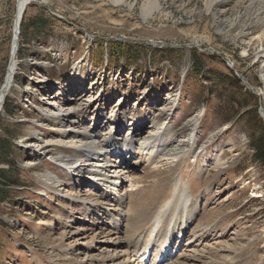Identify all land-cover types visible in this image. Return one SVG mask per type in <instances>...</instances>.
Here are the masks:
<instances>
[{
    "label": "rangeland",
    "instance_id": "374dc122",
    "mask_svg": "<svg viewBox=\"0 0 264 264\" xmlns=\"http://www.w3.org/2000/svg\"><path fill=\"white\" fill-rule=\"evenodd\" d=\"M144 1L33 0L24 11L18 68L0 114V140L13 163L12 170L0 169L19 182L1 186L0 264H156L157 246L143 244L153 241L166 216L177 221L174 236L183 227L172 238V258L162 264H264V165L252 144L264 133V62L253 46L260 25L249 13L257 6L221 0L215 20L206 0H160L157 14L145 19ZM16 5L0 0V88ZM196 59L204 62L201 73L192 70ZM222 63L229 77L220 83L212 72ZM46 78L43 89L38 84ZM71 82L99 92L101 106L91 112L101 109L110 119L120 104L125 117L135 113L123 122L126 136L130 119L143 120L145 133L155 117L165 128L154 143L164 147L160 163L140 151L126 155L117 163L127 179L114 193L35 151L61 123L47 119L45 104L70 97L65 85ZM48 91L62 95L45 100ZM167 98L175 105L169 115L160 109ZM58 149L64 150L52 147L51 154ZM77 159L73 168L83 164ZM175 188L188 198L182 212L165 206ZM151 205L165 210L160 223L127 222ZM180 214L188 222L185 235Z\"/></svg>",
    "mask_w": 264,
    "mask_h": 264
},
{
    "label": "bare ground",
    "instance_id": "6f19581e",
    "mask_svg": "<svg viewBox=\"0 0 264 264\" xmlns=\"http://www.w3.org/2000/svg\"><path fill=\"white\" fill-rule=\"evenodd\" d=\"M108 1L110 3L116 5H126L128 0H103ZM134 3L140 0H133ZM159 1L160 0H145L142 6V16L143 18H151L157 14L159 11ZM221 0H206L205 3V11L209 14L214 15V9L219 4ZM18 12L15 15L14 23H13V31L15 36V30L17 29V25L20 21V14L25 6V10L32 3V0H18ZM250 5L248 8H252V6H257V11L249 12L252 14L253 21L260 25L258 29L257 36L254 38L253 46L258 48L256 50L255 55L257 56L258 60L263 63L264 62V0H249ZM216 20V19H215ZM18 39L11 41V49L10 55L11 60L8 66L5 81L0 88V114L3 110V103L5 100L6 95L9 93L12 83L14 82V75L16 69L18 68V62L16 60V55L18 51ZM246 53V51L244 50ZM47 81V78H46ZM39 81V86L43 89H47L49 80L47 82ZM68 89H71L70 97L66 100H62V103L56 104L55 102L48 101L45 105L47 108L45 112H47V119H55L58 118L61 120V123L58 126L54 127V129H58L56 134H53V139L41 138L40 141L36 142L35 145L30 146L35 149L37 152H47L46 156H50L51 159L56 165L63 170L68 171L69 173H77L76 175H83L85 179H89L92 182V186L95 187H105L109 188L112 187V191L117 193L116 188L118 184L120 187L123 185V181L127 179L123 176L122 169L118 167L117 161L120 159H124L126 155H131L132 152L140 151V154H145V156H149L151 161L155 162L154 164L160 163L159 161V154L162 152L163 144L160 146H156L154 143L160 138L161 134L165 128L163 125L156 124L155 117L152 118V124L154 125L153 128L145 133H141L140 129L144 130L143 123H140L143 120L139 119H130L128 123L131 122L130 127V134L129 136L124 135L121 133V128L123 126V122L128 119L131 115H135V113L131 112L125 117L123 113L118 112L122 105H118L119 109L116 110V107L111 109V113L113 114L110 119L105 117L106 114L101 112V109H96L92 111V108H96L97 106L100 107L99 104L101 101V95L95 89L90 90V92H86V90H82V85L79 87L74 86V83L71 82ZM62 94L58 93L55 96H50L49 91L45 94V100H55L56 97L61 96ZM49 96V97H48ZM168 103L161 104L162 112H165L169 115L174 110V102L171 98H167ZM160 109H158L160 111ZM86 116V117H85ZM103 116V120L100 117ZM123 116V118L121 117ZM90 121H88V119ZM199 116H195L192 118L191 124L193 126L197 125ZM45 119V120H47ZM88 121V122H87ZM106 122L105 124L103 122ZM189 121V122H190ZM134 127V128H133ZM112 129V130H111ZM55 137V138H54ZM59 147L64 150H57L56 156L51 154L50 149L52 147ZM29 147V148H30ZM166 148V147H165ZM67 150H74L76 155H70ZM30 152H33L30 150ZM74 158L75 160L82 161L83 164H79V166L72 167L71 159ZM80 161V162H81ZM58 178V177H57ZM77 178V177H75ZM82 178V177H81ZM173 187V186H172ZM176 189V188H175ZM180 188L176 189L175 198L169 201L165 206L168 209L180 207V211L185 208L187 203L186 197L183 196L181 193L182 191L179 190ZM185 193V192H184ZM191 197V195H190ZM104 196L100 197L99 204L102 203ZM198 201V200H196ZM90 206V205H89ZM150 206V205H149ZM170 207V208H169ZM98 208V207H97ZM156 206L149 207L147 210L142 211L140 214H136L135 216L128 220L127 222L130 225H133L134 222H139L143 224L144 222H152V227L154 224L160 223L162 220V213L165 211L164 209L158 210L156 212ZM95 209V208H94ZM170 213V212H169ZM173 215V212L170 213ZM183 217V216H182ZM169 217L166 216L165 219L162 221L163 225L162 228L157 229L153 235L154 239L151 242L150 239L145 241L143 244L144 249H148V247L152 244V246L156 245L157 256L154 259H158L159 255L161 259L166 261L171 258L173 251H171V244L172 238L175 236H180L182 232V225L181 228L178 229L175 233L177 226L176 219L172 221V219H168ZM172 218V217H171ZM181 219V214L178 217ZM120 219V218H118ZM179 225L183 222L185 223V232L183 235L186 234V226L188 222L180 220ZM129 225V226H130ZM151 227V228H152ZM116 230V227L114 228ZM150 232V231H149ZM209 232V230H208ZM207 232V233H208ZM212 233V231H211ZM65 236L63 235L62 238ZM264 239V236H263ZM226 250H229L228 248ZM245 251V250H244ZM239 252V251H238ZM243 251H240V254ZM238 254V253H237ZM198 258V257H197ZM198 260V259H197ZM223 264H233L232 262H223Z\"/></svg>",
    "mask_w": 264,
    "mask_h": 264
},
{
    "label": "trees",
    "instance_id": "16d2710c",
    "mask_svg": "<svg viewBox=\"0 0 264 264\" xmlns=\"http://www.w3.org/2000/svg\"><path fill=\"white\" fill-rule=\"evenodd\" d=\"M204 62H202L201 59H196L195 61H193V65H192V70L195 73H201L202 69H203V64ZM228 68L222 63L219 68H217L216 71L212 72V75L216 76L218 78V82L223 83L222 80L223 78H226L227 75L229 77L227 73ZM230 79H232V84L236 85V78L235 77H230ZM231 84V85H232ZM245 105V101H242ZM233 103V102H232ZM237 107L240 108V110L242 109V103H236ZM236 108V109H238ZM245 109H247L248 107H244ZM257 119V118H256ZM260 121V120H259ZM261 122V121H260ZM253 147L255 148V159H257V161L261 162L264 165V133L262 138L257 139L255 143H252ZM0 164H5L6 166L9 167L10 170L13 169V163H11L9 161V152L7 151V148L4 145V142L0 140ZM264 168V166H263ZM7 173L5 171H3L2 169H0V203L2 202V200L4 199V197H6V193L4 191H2L1 186H13V185H17L19 184V182L17 180H14L13 178H10L8 175H6Z\"/></svg>",
    "mask_w": 264,
    "mask_h": 264
},
{
    "label": "water",
    "instance_id": "95a60500",
    "mask_svg": "<svg viewBox=\"0 0 264 264\" xmlns=\"http://www.w3.org/2000/svg\"><path fill=\"white\" fill-rule=\"evenodd\" d=\"M33 1V0H32ZM16 2H17V5H16V13H15V15L17 14V12H18V4H19V2H18V0H16ZM24 11H25V6L23 7V10L21 11V14H20V21H19V23H18V25H17V29L15 30V36L13 35V38H12V40H17L18 39V36H19V34H20V32H19V27H20V24H21V21H22V19H23V17H22V15H23V13H24ZM14 32V31H13Z\"/></svg>",
    "mask_w": 264,
    "mask_h": 264
}]
</instances>
